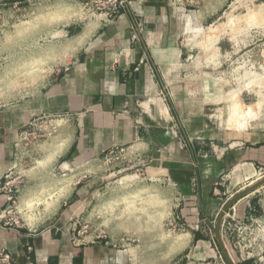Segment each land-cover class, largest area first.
I'll list each match as a JSON object with an SVG mask.
<instances>
[{
	"label": "crops",
	"instance_id": "1",
	"mask_svg": "<svg viewBox=\"0 0 264 264\" xmlns=\"http://www.w3.org/2000/svg\"><path fill=\"white\" fill-rule=\"evenodd\" d=\"M58 1L66 0H0V13ZM233 1L201 0L176 14L170 0H126L107 24L49 30L71 34L64 51L55 47L50 55L61 67L27 94L0 102V251L13 264H128L129 248L106 237L78 240L70 228L78 193L93 196L97 179L104 177L97 165L110 150L123 151V164L145 162L150 172L167 177L176 203L169 221L182 226L191 250L211 246L230 196L264 171L263 92L240 90L243 107L256 113L243 129L224 120L231 102L221 101L235 90L227 92L217 76L233 46L217 37L215 24ZM206 32L217 41L210 42ZM43 116L60 117L63 124L37 145L34 160L49 164L18 186L17 205L41 192L44 177L57 194L62 173L83 171L86 180L75 183L55 217L33 227L13 224L14 216L3 218L9 202L1 188L16 173V137ZM262 189L240 199L224 217L220 235L228 253L237 225L264 226Z\"/></svg>",
	"mask_w": 264,
	"mask_h": 264
},
{
	"label": "rangeland",
	"instance_id": "2",
	"mask_svg": "<svg viewBox=\"0 0 264 264\" xmlns=\"http://www.w3.org/2000/svg\"><path fill=\"white\" fill-rule=\"evenodd\" d=\"M86 3V0L31 3L22 12L0 13V102L27 94L61 67L58 62L52 63L50 55L55 47L64 51L71 34L50 31L98 22V11ZM215 26L216 32L219 30L217 37L223 35L229 46H233L228 48L225 63L219 67V71L224 72L219 81L221 86L227 92L235 90L221 101L231 102L226 106L229 111L224 120L232 128L243 129L256 113L252 106L243 107L240 90L264 94V0L233 1ZM206 33L210 42L217 41L215 36ZM65 56L61 53V60ZM49 139L33 140L31 149L30 144L22 149L23 155L19 154L16 161V173L10 176L11 184L22 186L31 171L47 167L49 162L34 160V155L37 145ZM122 162V159L104 158L97 165L104 177L97 179L93 196L78 193V205L71 210L73 221L70 224L76 239L109 238L129 248L128 264H227L216 239L210 241L208 248L191 250V241L182 226L169 221L175 216L176 203L167 177L154 170L150 172L145 162ZM82 172L73 173L76 176L72 177L60 174L56 179L61 188L58 194L49 187L51 180L44 177L41 192L26 195L19 206L16 203L19 208L14 218L20 225L33 227L35 221L55 217L57 211L61 213L58 207L65 202L75 183L86 180ZM258 199L264 209V189ZM260 216L264 220V213ZM241 226L237 225L233 241L227 244L230 261L232 264H264V226L250 228L239 236L237 230Z\"/></svg>",
	"mask_w": 264,
	"mask_h": 264
},
{
	"label": "built area",
	"instance_id": "3",
	"mask_svg": "<svg viewBox=\"0 0 264 264\" xmlns=\"http://www.w3.org/2000/svg\"><path fill=\"white\" fill-rule=\"evenodd\" d=\"M86 1H87L86 3L87 5H92L95 8V11H98V14L96 16L98 17V22L102 24H107L111 22L119 14L120 10L125 8L127 5L126 0H86ZM200 1L201 0H170V6L174 13L183 14L187 7L197 6L200 4ZM223 73L224 72L219 73V75L217 76L219 77L218 80L222 78V76L224 75ZM227 74H229V72H227ZM62 122L63 119L60 117L43 116L34 119L30 123H28L27 126L21 132H19L18 136L16 137V143H15L16 161L20 158L19 154L23 155V153H20L23 152L22 149H25L29 144L31 149L34 144L33 140L49 139L50 136L56 133L57 129L60 126H62L63 124ZM105 158L123 159V151L110 150L106 154ZM14 173L15 171L12 170L6 176L3 186L1 188L3 194L5 195L7 201L9 202L8 207L3 212V218L13 217V215L16 213L15 210L18 208V206H16V198H15V194L18 192V187L16 185L14 186L13 184H11L12 182H10V176H12ZM263 177H264V171L258 174V177L255 179V181ZM235 194L231 195L230 198ZM9 220L13 224H18V221L16 219L13 220L9 219ZM258 226L259 225L256 222L250 226H241L237 230V233L239 236H242L243 234L245 235L250 228H256ZM0 264H13L11 257L8 253L4 251H0Z\"/></svg>",
	"mask_w": 264,
	"mask_h": 264
},
{
	"label": "water",
	"instance_id": "4",
	"mask_svg": "<svg viewBox=\"0 0 264 264\" xmlns=\"http://www.w3.org/2000/svg\"><path fill=\"white\" fill-rule=\"evenodd\" d=\"M264 187V177L254 181L253 183H251L250 185H248L246 188L240 190L239 192H237L234 196H232L227 203L225 204L224 208L222 209L221 213L219 214L216 223H215V227H214V235H215V239L217 241V244L221 250V253L223 254L227 264H232V262L230 261V258L227 254V251L225 249V246L223 245L222 241H221V235H220V230H221V224L223 221V218L225 217V215L228 213V211L242 198L252 194L253 192L259 190L260 188Z\"/></svg>",
	"mask_w": 264,
	"mask_h": 264
},
{
	"label": "bare ground",
	"instance_id": "5",
	"mask_svg": "<svg viewBox=\"0 0 264 264\" xmlns=\"http://www.w3.org/2000/svg\"><path fill=\"white\" fill-rule=\"evenodd\" d=\"M239 107H240V106H239ZM239 107H238V108H239ZM234 108H235V107H234ZM238 108H236V109H238ZM236 109H235V110H236ZM233 110H234V109H233ZM235 110H234V112H236V114H237L238 112H237V110H236V111H235ZM239 110H240V109H239ZM247 110H248V109H247ZM232 112H233V111H232ZM251 112H252V111H251ZM233 115H235V114H233ZM233 115H232V116H233ZM236 116H238V115H236ZM239 116H240V115H239ZM238 118H239V117H238ZM242 118H243V116H242ZM46 211H47V210H46Z\"/></svg>",
	"mask_w": 264,
	"mask_h": 264
}]
</instances>
